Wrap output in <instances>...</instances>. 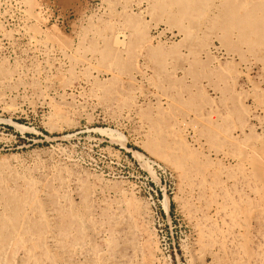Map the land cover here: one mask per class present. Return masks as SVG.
<instances>
[{
    "label": "rangeland",
    "instance_id": "rangeland-1",
    "mask_svg": "<svg viewBox=\"0 0 264 264\" xmlns=\"http://www.w3.org/2000/svg\"><path fill=\"white\" fill-rule=\"evenodd\" d=\"M0 264H264V0H0Z\"/></svg>",
    "mask_w": 264,
    "mask_h": 264
},
{
    "label": "bare ground",
    "instance_id": "bare-ground-1",
    "mask_svg": "<svg viewBox=\"0 0 264 264\" xmlns=\"http://www.w3.org/2000/svg\"><path fill=\"white\" fill-rule=\"evenodd\" d=\"M13 126H14V128L16 129V130H23V127H22V125H20V124H18V123H14L13 124Z\"/></svg>",
    "mask_w": 264,
    "mask_h": 264
}]
</instances>
